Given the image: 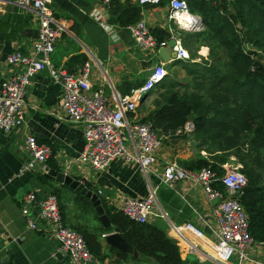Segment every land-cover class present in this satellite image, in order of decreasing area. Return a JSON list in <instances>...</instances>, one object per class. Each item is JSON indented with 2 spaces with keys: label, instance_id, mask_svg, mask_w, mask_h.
Masks as SVG:
<instances>
[{
  "label": "crops",
  "instance_id": "0c3cea01",
  "mask_svg": "<svg viewBox=\"0 0 264 264\" xmlns=\"http://www.w3.org/2000/svg\"><path fill=\"white\" fill-rule=\"evenodd\" d=\"M124 8L136 7V0H120ZM0 88L7 77L18 70L5 63L13 51L29 54L37 38L36 20L20 11L13 0H0ZM50 8L58 23L65 29L61 39L50 57L54 69L76 73L88 59L91 62V82L94 88H102L108 97L126 96L141 86L151 68L161 59L155 55L144 54L135 47L125 28L119 27L111 16L109 6L99 0H50ZM140 19H144L152 35L163 41H178L189 55V60L173 61L166 65L165 81L147 94L139 104V117L146 118L153 112L147 105L149 97H157L170 86L179 92L191 81L188 71L200 67L198 60L191 58V52L198 47L193 35L203 30L184 31L169 19L167 0L159 5L139 6ZM8 15L6 18L5 15ZM200 17V16H199ZM99 21L112 28L103 30ZM202 21V20H201ZM197 55L201 60L207 56L205 47H198ZM206 52V54H204ZM200 60V61H201ZM191 90V88H190ZM61 89L55 84L48 72L42 71L31 79L27 88L24 104L23 123L8 134L0 132V260L6 264H64L66 258L57 254V243L39 225L38 231L28 228L26 219L20 213L22 198L29 192L43 197L55 189L59 193L62 215L66 225L94 233L105 255L103 259L94 258L91 264H135L123 261L115 251L108 249L105 231L94 212L83 210L76 202V192L68 186L46 179L52 171L45 163L34 170L19 174L20 167L27 162L24 149L26 137L33 136L40 144L50 147V161L59 168V173L80 181L84 187L90 185L98 199L116 210L124 197H145L155 190L156 204L149 224L161 229L173 239L171 227L183 229L193 245L181 255L183 264H214L204 256L207 241L215 229L214 207L206 199L200 186L190 181L172 187L161 184L163 167L167 162L179 164L194 159L197 149L189 134L176 135V131L162 132L165 137L163 146L156 154V164L149 173L143 174L135 165L113 162L104 172H97L76 162L83 146V127L64 118L61 107ZM159 132V131H158ZM203 157L204 151L200 152ZM180 165V164H179ZM223 169L231 166L225 164ZM54 172V171H52ZM86 188V187H85ZM88 190V189H87ZM89 191V190H88ZM98 224V225H97ZM208 238L207 240L205 239ZM114 249V248H113ZM116 250V249H115ZM139 264H151L140 258Z\"/></svg>",
  "mask_w": 264,
  "mask_h": 264
},
{
  "label": "built area",
  "instance_id": "2783aa9c",
  "mask_svg": "<svg viewBox=\"0 0 264 264\" xmlns=\"http://www.w3.org/2000/svg\"><path fill=\"white\" fill-rule=\"evenodd\" d=\"M113 0H99L109 6ZM162 0H136L139 6L159 5ZM231 2L233 0H219ZM168 19L178 28L198 30L201 18L189 12L187 0H167ZM22 12L31 15L37 23V38L29 54L18 51L10 53L5 63L18 70L7 77L0 88V132L10 133L19 127L24 119V104L31 79L42 71L48 72L52 81L61 89L62 111L65 120L83 127V146L76 160L97 172L106 171L109 166L120 161L135 165L143 174L156 164V154L163 146L165 137L158 136L151 121H142L137 109L142 95H147L161 85L167 77L166 65L178 60H189L188 52L175 41L174 57L168 62L155 64L143 84L126 96L108 97L102 88H94L91 82V62L88 59L76 73L54 69L50 57L65 29L55 19L50 0H13ZM100 27L112 32V28L99 21ZM138 51L155 55L166 47L167 41L157 40L144 19L125 27ZM194 124L187 122L178 129L176 135L191 134ZM24 149L28 160L19 169V174L44 165L52 151L40 144L33 136L26 137ZM190 181L200 186L203 194L214 207L215 229L211 233L204 256L214 264H264V243L253 240L248 230V218L239 202L247 179L237 167L225 169L222 177L209 168L188 171L175 162H167L162 171L161 184L172 187ZM220 181L224 190L213 188ZM101 192L98 191L97 195ZM156 204L155 190L145 197H124L116 207L128 219L138 223H148ZM20 213L27 226L38 231L39 225L46 227L57 243L53 256L60 254L66 258L64 264H91L93 255L87 249L82 235L64 224L57 196L52 192L38 197L35 192L27 193L21 200ZM172 237L177 243L180 256L194 247L183 229L171 227ZM207 240L208 238L205 237ZM234 262V263H233ZM0 264H3L0 260Z\"/></svg>",
  "mask_w": 264,
  "mask_h": 264
},
{
  "label": "trees",
  "instance_id": "16d2710c",
  "mask_svg": "<svg viewBox=\"0 0 264 264\" xmlns=\"http://www.w3.org/2000/svg\"><path fill=\"white\" fill-rule=\"evenodd\" d=\"M230 3L232 1L187 0L189 12L200 16L203 25V30L193 35V39L200 43L203 37H208V43L216 42L217 49L224 51V61L218 59L217 68L189 70L191 85L183 87L188 92L180 93L170 86L160 95V100L155 101L154 111L142 121H151L158 136L162 132L176 131L187 122L194 124V131L187 137L194 142L197 155L178 164L188 171L209 168L220 178L225 173L223 165H240L238 171L247 179V186L239 202L248 218L250 236L264 243V0H235L228 6ZM228 7L233 11L229 12ZM109 9L122 28L140 19L138 4L124 8L120 0H113ZM246 44L254 47V51L247 50ZM201 151L206 153L205 157L200 155ZM46 163L59 173L58 166L50 159ZM212 186L224 190L220 181ZM85 187L94 191L90 185L85 184ZM51 192L57 196L64 222L59 193L55 189ZM75 194V202L83 210L93 211L97 220L90 200ZM101 205L111 225L105 233L121 236L140 258L151 264H183L177 243L164 231L149 223L132 221L103 201ZM71 228L82 235L94 258L105 257L94 233ZM108 249L115 251L123 261L140 263V258L133 259L111 247Z\"/></svg>",
  "mask_w": 264,
  "mask_h": 264
},
{
  "label": "water",
  "instance_id": "95a60500",
  "mask_svg": "<svg viewBox=\"0 0 264 264\" xmlns=\"http://www.w3.org/2000/svg\"><path fill=\"white\" fill-rule=\"evenodd\" d=\"M5 8H4V5L0 7L2 11H4ZM5 17L7 18L8 15L6 14ZM179 29L184 30V31L191 30V29H187L183 27H179ZM174 45H175V41L171 40L167 43L166 47L159 49L158 56L161 59V61L168 62L171 57L175 56V53L173 51ZM146 97L147 95H142L139 101V104H142L145 101ZM46 179L51 182H55L57 184L66 185L71 190L75 191L76 193L90 200V202L93 205L94 211L97 215V219L99 223L101 224L102 228L105 231H109L111 227L109 219L105 215L101 202L95 193L88 191L87 188H85L84 185L80 181L74 180L72 177L67 176L63 173H56V172L50 171L47 173ZM105 242L109 247L114 248L119 252L125 253L126 255H129L133 259L140 258L139 253L134 248H132L130 245H128L123 240V238L116 233L107 234L105 236ZM3 264H6L5 260H3Z\"/></svg>",
  "mask_w": 264,
  "mask_h": 264
},
{
  "label": "rangeland",
  "instance_id": "374dc122",
  "mask_svg": "<svg viewBox=\"0 0 264 264\" xmlns=\"http://www.w3.org/2000/svg\"><path fill=\"white\" fill-rule=\"evenodd\" d=\"M235 2V0L232 1V3ZM232 3L228 4V6H230ZM228 10L229 12H232L233 9L232 7H228ZM237 28L240 29V26L239 24H237ZM204 39L202 41H200V43H198V47H205L207 49V56L204 60H201L199 58V56L197 55V52L200 50L198 47L194 49L193 52H191V58L193 60H198L199 61V64L197 63L196 65H199L200 67H198V69H203V67H209V66H213L215 68H217L216 66V63L218 62V59H221V62L224 61V58H225V55H224V51L221 50V49H217V43L214 42V41H209L208 43V40H210V38L208 39V37H203ZM207 38V39H206ZM246 48L247 50H253L254 51V47H252L250 44H246ZM212 51V52H211ZM204 54H206V52H204ZM201 60V61H200ZM191 82V81H190ZM189 82V84L187 85H191ZM187 90L185 89H182L180 91V93H187L186 92ZM157 97H149L148 100H147V105L151 108V105L154 104L155 105V101H157ZM151 114V112H149V114H147L146 116H149ZM231 160H233V158H231ZM234 161V160H233ZM229 166L231 167H237L238 170L241 169V166L240 165H235L233 163L229 164ZM92 169V168H91ZM234 263V262H233Z\"/></svg>",
  "mask_w": 264,
  "mask_h": 264
}]
</instances>
